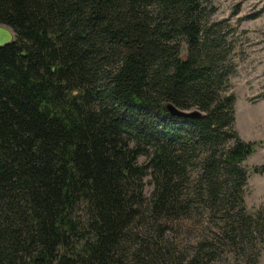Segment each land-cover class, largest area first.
<instances>
[{
	"label": "trees",
	"instance_id": "trees-1",
	"mask_svg": "<svg viewBox=\"0 0 264 264\" xmlns=\"http://www.w3.org/2000/svg\"><path fill=\"white\" fill-rule=\"evenodd\" d=\"M213 14L203 0H0L14 34L0 48V264L138 260L144 210L259 229L244 201L256 145L234 130Z\"/></svg>",
	"mask_w": 264,
	"mask_h": 264
},
{
	"label": "rangeland",
	"instance_id": "rangeland-1",
	"mask_svg": "<svg viewBox=\"0 0 264 264\" xmlns=\"http://www.w3.org/2000/svg\"><path fill=\"white\" fill-rule=\"evenodd\" d=\"M203 1L214 10L211 21L223 22L232 46L235 70L228 91L235 99L234 130L243 141L256 145L243 163L245 207L252 214L262 211L264 218V172L255 170L264 167V0ZM144 162L140 157L139 163ZM149 180H144L146 204L152 191ZM206 222L185 217L154 219L144 210L141 222L133 225L137 237L131 243L140 258L134 261L128 256L125 264H264V222L250 234L236 227L221 233L222 225Z\"/></svg>",
	"mask_w": 264,
	"mask_h": 264
},
{
	"label": "water",
	"instance_id": "water-1",
	"mask_svg": "<svg viewBox=\"0 0 264 264\" xmlns=\"http://www.w3.org/2000/svg\"><path fill=\"white\" fill-rule=\"evenodd\" d=\"M14 42V34L13 32L4 26H0V48L7 46L11 43ZM168 112L173 115V116H178V117H185V118H197L200 117L201 115L194 111L191 113H184L176 110L175 108L169 106L167 107Z\"/></svg>",
	"mask_w": 264,
	"mask_h": 264
}]
</instances>
